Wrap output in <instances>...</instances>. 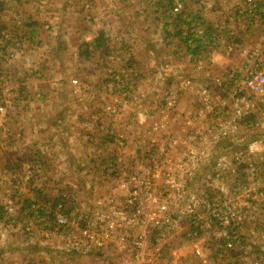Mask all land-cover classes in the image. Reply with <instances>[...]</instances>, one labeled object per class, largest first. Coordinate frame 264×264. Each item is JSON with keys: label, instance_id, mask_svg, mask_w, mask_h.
Returning a JSON list of instances; mask_svg holds the SVG:
<instances>
[{"label": "built area", "instance_id": "built-area-1", "mask_svg": "<svg viewBox=\"0 0 264 264\" xmlns=\"http://www.w3.org/2000/svg\"><path fill=\"white\" fill-rule=\"evenodd\" d=\"M261 2L244 0L247 12H258ZM182 9V0H173V13ZM192 33L214 56L220 36L207 26ZM235 46L225 45V52L231 54ZM263 51L264 41L246 53L242 66L223 76H180L179 85L197 97L196 109H181L179 93L165 92L160 107L144 109L159 120L139 126L144 129L139 153L109 158L106 189L92 201L72 206L66 193L53 206L31 199L26 213L40 214L47 223L41 228L24 223L22 232L42 236L69 264H264V159L259 152L264 148V137H259L264 133ZM202 66L197 60V67ZM210 81L222 93L207 85ZM111 94L122 106L140 102L127 89ZM118 106L108 110L119 116ZM251 117H256L250 126L261 133L258 138L245 146L232 139L226 151L214 153ZM128 128L113 134L115 145L125 146ZM240 227L249 232H239Z\"/></svg>", "mask_w": 264, "mask_h": 264}, {"label": "crops", "instance_id": "crops-1", "mask_svg": "<svg viewBox=\"0 0 264 264\" xmlns=\"http://www.w3.org/2000/svg\"><path fill=\"white\" fill-rule=\"evenodd\" d=\"M53 1L57 0H0V160L7 163V169L10 171H6L14 182L13 187L0 191V219L2 220L7 218V213L12 214L13 211L23 215L28 208V201L30 202L34 198V192L45 191L40 180L32 181L33 185L35 184L33 194L17 189L14 186L15 178L19 174L17 169L29 163V166L32 165L35 170L39 167L38 164L47 161L53 163L55 177L60 175L61 178L71 179L72 177H81L85 173L83 162L87 163L90 162L88 160L92 161L95 158V162H98L102 157V153L96 152H93L89 157L83 154V150H85L83 142L89 139H86V136L95 132H97L96 136H99L100 131L95 127L94 111L90 107L91 104L80 103V99H90L95 96L92 88L103 82L99 79L101 78L99 73L88 72L86 80L88 85L85 86L86 83L80 81L81 88L79 89L73 85L72 77L68 80L64 77H52L50 80H46L50 76L42 77L38 74L29 78L27 73L22 71L27 58L24 51L27 49H32V54H36L38 50L51 53L53 48L59 49L56 44L51 46L52 42L50 44L40 42L39 45L33 46L34 43H38L37 35L40 33L39 29L42 24L40 19L46 17L44 9L42 11L41 9L47 8L45 5L47 3L51 5L54 3ZM92 1L97 2L102 9H107V11H103L102 17L104 18L101 19L103 23L98 25L91 37L85 34L83 35L84 39L80 40L78 44H74L71 41L73 34L76 33L78 36L79 33H83L79 27L72 24L67 25L66 31H63L60 26L53 27L55 30L52 34L60 33L65 38V43H62L67 45L69 54L71 53L69 64H80L79 49L84 44L92 42L100 32L104 33L107 39L104 48L94 51L93 56L89 55L87 59L82 58L92 65L94 60H97L99 64V59L103 65L106 63L105 58H111L113 62L120 60L116 48L120 46L121 42H125L127 45L128 52L124 54L123 60L129 64H144L146 68H151L155 63L162 66L174 63L176 66L182 67L180 61L185 59L189 62L191 59L188 43L181 40L182 36L179 38L174 35V26L171 25L174 13L170 6L168 7L169 0H132L136 3L135 11L129 10L128 13H125L128 16L120 14L121 10L118 9L120 0V2L118 0ZM64 2L66 3V16L69 19L79 18V16H83L84 19L89 16L91 9L89 0H64ZM78 2L82 4L81 14L77 11L78 5H75ZM100 2L106 5L103 6ZM182 3L183 17L187 21H192V18L197 16L199 19L192 23L193 26H213V32L221 38L220 48L213 56L211 76L223 74L235 67L242 66L246 60V53L257 48L261 40L264 41V37H262L264 33H261L264 26L261 23L259 25L255 20L258 15H261L263 2L258 13L252 16L248 15L247 10L237 0H182ZM34 5H39L40 10H38V6L36 10H28ZM55 13L51 12L49 16ZM106 13H108L107 16ZM105 19L107 20L104 21ZM72 21L73 19H71ZM119 24L121 25L120 29L117 27ZM186 29L187 26L182 27V35L187 32ZM168 32L172 34L168 35ZM62 37H58L57 41L60 46ZM231 42H235L236 46L231 54H227L225 45ZM30 44L33 48L29 47ZM200 44V49L196 51L199 53L206 47L205 44ZM90 49H93L92 44ZM120 51L122 52V50ZM40 54L42 55V53ZM138 60H142L143 63ZM86 66L89 67L88 64ZM119 69L120 67L116 70ZM89 70L91 71V69ZM13 72H17V74ZM126 72H129L128 69ZM191 73L197 78L205 76V73L200 71L195 73L191 71ZM205 79L211 80L207 77ZM210 82L212 83V81ZM220 91L222 92V90ZM189 93L191 92H187L185 95L187 105L192 103L195 97L194 93ZM98 95L101 96V94ZM9 97L17 99L13 105V112L5 110L9 104L5 105L4 101ZM10 113L18 115L19 121L16 126L8 122ZM90 137L94 138V136ZM96 138L100 139L101 136ZM82 157L88 159L85 160ZM86 177L90 178L88 175ZM11 184L12 182H9L7 187ZM11 194L16 200H18L17 196L22 197V202L20 200L12 203L9 199ZM2 215L3 217H1ZM10 218L15 219L11 215ZM16 218L19 220L20 217ZM17 226L19 227L18 223ZM3 237L4 233H2V239ZM9 247L12 248L11 245H4L0 249L6 251Z\"/></svg>", "mask_w": 264, "mask_h": 264}, {"label": "rangeland", "instance_id": "rangeland-1", "mask_svg": "<svg viewBox=\"0 0 264 264\" xmlns=\"http://www.w3.org/2000/svg\"><path fill=\"white\" fill-rule=\"evenodd\" d=\"M91 4V9L89 12V18L86 17L83 19V16H79V18H68L66 16V3L64 0H57L53 1V4H46L45 7L41 9V11L44 9L46 13V17L43 19H40L42 22L41 28L39 29L40 33L37 35L39 39L37 40L38 43H34L33 46L39 45L40 42H47V44L52 45H58L59 49L53 48L50 51H37L36 54H32L31 50H26L24 53L26 54L27 58L25 60V66L23 67L22 71L24 73H27V76L29 78L36 76L40 74L42 77H48L46 80H50L52 77H61L66 78L68 80L72 77L73 79L78 80V84L75 85L79 89L81 88V83H86L85 86L88 85L87 75L88 72L96 73L98 72L100 77L99 79L103 80L101 84H99L97 87L92 88L93 95H95L93 98H83L80 99V103H90L91 108H93V119L95 121V127H97L100 131L101 138H96L99 136H96L97 132L90 133L86 136L87 139L85 142L83 150V154H85L86 157H89L93 152L96 153H102V157L97 160L98 162H95L96 158L94 160H88L90 162L84 163L85 165V173L81 177H72L71 179L68 178H61L59 175L58 177H55L53 170L55 167L53 166L52 162L44 161L41 164H38L39 167H37L35 170L33 169V166L27 163V165H24L20 169H17L18 177L15 178V184L14 186L23 191L27 192L28 194H33V189L35 188V184L33 185V182H38L39 180L42 182V188L45 191H35L33 195V199L37 201L38 203H49V205L53 206L55 203L59 201L60 196H62L63 193H66L68 196V205L72 206L76 203H83L84 201H92L94 196L97 193H100L101 190L106 189V187L110 183V179L108 178L107 169H105L107 162L110 157L116 155L117 153H130L136 154L139 153V141L141 140V136L144 133V129L140 128L139 126H146L149 124L152 120H159L155 119L154 115L151 113H148L147 115L145 110L148 107H160V96L165 95L164 93L167 91H175L178 92L179 98H180V107L181 109L186 108H197V97L193 90H185L183 89L180 84V76L182 75H188L193 77V73L200 71L201 73H210L211 69H213L212 63H213V54L209 55L210 48L208 49V45L202 50L200 53H193L191 54V59L186 61L183 59V61H180L182 63V67L176 66V64L171 63V65H159L155 63L154 66L151 68H146L144 64L135 65V64H129L128 62H124L125 53L127 51V45H125V42H121L120 46L116 48L120 55V60L112 61L111 58H105V65L102 64L101 59H99V64L97 60H94L93 65L90 63H87L86 61L82 60L87 59L88 56L86 51L87 45L84 44L81 49H79V57L81 58L80 64H69L71 60V53L68 51V47L65 43V38H63L58 33L57 35L52 34V32L57 28L58 26L61 27L63 31H66L67 25H74L75 27H79L80 31L83 33L73 34V37L71 38L72 43L78 44L80 40L84 39L83 35H87L89 37L92 36V34L95 33L98 25L103 23L101 19L103 11H107V9H102L98 3L92 0H89ZM121 3L118 5V9L121 10L122 15L128 16L125 13H128L129 10L135 11L136 3L132 0H120ZM118 0V2H120ZM240 5H244L245 9H247L246 4L244 3V0L239 1ZM93 4V6H92ZM100 4H104L101 3ZM77 11L81 14V2L76 3ZM38 6V10H40L39 5H34L28 10H36ZM262 12H264V4ZM249 8V6H248ZM47 10V11H46ZM259 11V10H258ZM0 12H1V6H0ZM51 12H56L55 14H49ZM109 12V11H108ZM261 12V15H258L257 18H255L256 22L258 21L259 25L260 23L264 26V13ZM112 13V12H110ZM249 16L256 15L258 12L250 13L247 12ZM108 13H106V16ZM56 17V18H54ZM255 17V16H253ZM71 19L73 21L71 22ZM105 19L104 21H106ZM112 21V20H111ZM114 21V18H113ZM120 24L117 26L120 29ZM125 26V25H124ZM122 26V27H124ZM206 27L207 25H200ZM55 27V28H53ZM121 27V29H122ZM213 29V26H207ZM264 29V27H263ZM261 33H264V30H262ZM58 37H62L60 40L61 46L57 43ZM264 37V36H262ZM41 39V40H40ZM63 42V43H62ZM262 42V40L260 41ZM54 43V44H53ZM207 44V43H205ZM49 46V45H48ZM82 46V45H81ZM29 47L31 48L32 45L30 44ZM33 48V47H32ZM256 49V48H255ZM122 50V52L120 51ZM39 52V53H38ZM42 53V55L40 54ZM105 53V52H104ZM31 56V57H28ZM41 56V57H40ZM91 56H93L91 54ZM76 57V56H75ZM211 57L212 61L209 60ZM103 58V57H102ZM263 58H264V51H263ZM35 59V60H32ZM41 61H40V60ZM48 59V60H47ZM44 60V61H43ZM46 60V61H45ZM197 60L203 61L202 68L197 67ZM40 61V63H39ZM74 62V61H73ZM138 62L143 63L142 60H138ZM89 65L87 67L86 65ZM36 65V67H34ZM86 66V67H85ZM118 67H120L119 70ZM91 69V71L89 70ZM126 69H128L129 72H126ZM169 69V70H168ZM96 70V71H95ZM166 70V72H165ZM229 72V71H228ZM14 74H17V72H13ZM226 73L214 75L213 76H223L226 75ZM103 77V78H102ZM71 80V81H72ZM47 84V82H45ZM73 83V82H72ZM84 85V84H83ZM211 86L212 89H214L217 92H221L220 89L215 86L212 83L207 84ZM83 89V88H82ZM123 89H127L129 91H133L136 94H138V100L140 102L135 105L130 106H122L119 102L116 103L114 100V96L111 94L114 91H120ZM183 89V90H182ZM191 92L189 94L194 93L195 97L192 103H189L187 105V98L186 93ZM222 93V92H221ZM98 94H101L99 96ZM183 95V97H182ZM6 97V96H5ZM13 98H5V105L12 101ZM143 99V100H142ZM142 100V101H141ZM11 104H13L11 102ZM119 104V106H118ZM130 104V103H128ZM4 105V107H5ZM14 105V104H13ZM120 107L119 113H121L119 116H116L118 113H113L110 110H108V107L114 108V107ZM124 107H130L136 109L134 112H130L128 108ZM140 107V115L137 116L138 108ZM5 109V108H4ZM7 110L9 112H13V109H9L7 107ZM156 116L161 118L158 113H155ZM137 116V118H136ZM8 117V116H7ZM256 120V117L254 118H248L245 125L240 127V131L238 135L234 136L233 138L225 141H221L219 144L218 149L215 150L214 153L220 154L224 151H226L229 148V143L232 139L235 141H238L240 143H243L245 146L247 143H251V141L255 138H258L257 136L261 135L258 130L253 128L252 125L254 121ZM18 115H15L13 113H10L8 117V122L17 125L18 123ZM137 121V122H136ZM142 122V123H141ZM180 120H176L175 124H180ZM129 125V128L125 131L128 133V140L125 142V146H121L118 143L115 145L113 142V134H118L123 132V127ZM249 126V127H247ZM112 128V129H108ZM112 132V134H111ZM90 136H94L90 137ZM143 137V136H142ZM259 137H264L263 135ZM98 139V140H97ZM17 141V139H15ZM264 147V146H263ZM244 148V147H239ZM108 152H106V151ZM106 152V153H105ZM260 154L263 156L264 159V148H261L259 151ZM86 157H82L83 159L87 160ZM99 157V156H97ZM6 162L4 160H0V191L2 189H9L10 187H13V179L9 177L8 172L10 169H7ZM33 164V163H31ZM35 165V164H33ZM7 170V171H6ZM24 170V171H23ZM262 173H264V162H262L261 167ZM19 171V172H18ZM30 175L29 179L26 178V176ZM86 175H88L90 178L87 179ZM84 176V177H83ZM86 177V178H85ZM264 180V179H263ZM69 181V182H68ZM9 182H12V186L9 185L7 187V184ZM32 183V184H31ZM264 184V182H262ZM54 191V192H53ZM6 194L8 192H5ZM18 200H16L14 197H12V194L10 195V200L12 203H16L17 201L22 202V197L17 196ZM10 202V203H11ZM7 203V202H5ZM14 213L9 214L7 213V218L5 220L0 219V248H2L4 245H11V247L7 248L6 251H2L0 249V264H69L66 257L62 255L61 253H58L50 248L49 242L45 244L43 241V237L39 236L38 234L35 235H27L26 233L22 232L24 223L31 222L35 225H37L38 228L43 227L44 224L47 223V221L44 219L43 216L40 214H29L26 211L21 215L20 213L17 214V211H13ZM26 213V214H25ZM10 215L14 217L15 222L10 224L9 217ZM3 217V215L1 216ZM6 217V216H5ZM20 217V223L19 220H17ZM17 223L19 227L17 226ZM241 229L239 232H249L247 230V227H240ZM264 229V226L262 227ZM243 229V230H242ZM238 232V231H237ZM2 233H4V237L2 239ZM253 243H258L259 240L257 238H251L250 239Z\"/></svg>", "mask_w": 264, "mask_h": 264}, {"label": "trees", "instance_id": "trees-1", "mask_svg": "<svg viewBox=\"0 0 264 264\" xmlns=\"http://www.w3.org/2000/svg\"><path fill=\"white\" fill-rule=\"evenodd\" d=\"M262 2L264 4V0H262ZM262 2H261V4H262ZM172 3H173V0H169L168 7L170 6L171 11H172ZM173 17H174V19H173L171 25L174 26L173 27V29L175 30L174 35L178 36L179 38H181V36H182L181 40L184 43H186V42L188 43L189 52L191 54L197 53L196 51H198L200 49L201 44H200L198 39L197 40L194 39V35H193L192 31L194 29H196L197 26H195V25L193 26L192 23L198 21L199 17L195 16L194 18H192L193 19L192 21H187V19L183 17V12L174 13ZM183 26H187V29H186L187 32L184 35H182V27ZM167 34L170 35L172 33L168 32ZM190 40L195 42L196 45L194 47H192V45L189 44ZM106 42H107V39L105 38L104 33L100 32L99 35L94 40H92V42L86 43V45H87L86 47L88 50L86 51L87 54H85V55L89 56L94 51L104 48V46L106 45ZM91 44L93 45V49H90ZM16 100H17L16 98H13L11 102L14 104L16 102ZM241 144H243V143H241ZM31 204L32 203L28 201L27 207L29 208V206Z\"/></svg>", "mask_w": 264, "mask_h": 264}]
</instances>
